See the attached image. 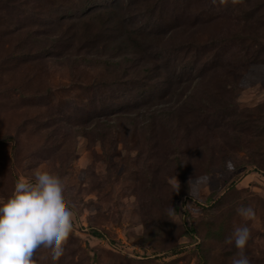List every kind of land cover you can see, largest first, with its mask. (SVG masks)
I'll use <instances>...</instances> for the list:
<instances>
[{
    "label": "rangeland",
    "instance_id": "374dc122",
    "mask_svg": "<svg viewBox=\"0 0 264 264\" xmlns=\"http://www.w3.org/2000/svg\"><path fill=\"white\" fill-rule=\"evenodd\" d=\"M115 3L134 53L80 34ZM37 167L73 215L34 264H231L242 224L264 264V0H0V198Z\"/></svg>",
    "mask_w": 264,
    "mask_h": 264
},
{
    "label": "clouds",
    "instance_id": "9594fccd",
    "mask_svg": "<svg viewBox=\"0 0 264 264\" xmlns=\"http://www.w3.org/2000/svg\"><path fill=\"white\" fill-rule=\"evenodd\" d=\"M236 212L245 219L255 214L250 205H241ZM165 214L171 217L173 208ZM72 215L58 175L37 167L31 177L18 176L10 193L0 198V264H34L32 257L38 248L55 261L72 228ZM249 238L247 224L233 227L225 237V243L237 249L231 264H251L244 251Z\"/></svg>",
    "mask_w": 264,
    "mask_h": 264
},
{
    "label": "trees",
    "instance_id": "16d2710c",
    "mask_svg": "<svg viewBox=\"0 0 264 264\" xmlns=\"http://www.w3.org/2000/svg\"><path fill=\"white\" fill-rule=\"evenodd\" d=\"M120 4H112L107 5L104 8H99L94 11L89 12L88 14H85V17L77 18L81 21H83V28L80 30V34L84 35L87 40L88 33L92 35L91 39L89 38V45L87 47H90L91 49H95L97 51L100 50V48H112L115 51H129L127 53H134L136 50H138V47L148 45V42H144L141 38L140 31L138 27H135V25L129 23L127 19L124 17V15H119L120 10L119 7ZM117 20L119 22L118 26L113 25V31L107 32L105 31L103 33V36L105 33H108V40L99 39L95 32H90V27L92 23H95L99 21L100 23V29L105 30L107 29L108 25H111L112 21ZM73 63H76L73 61ZM98 235H100L99 232H96Z\"/></svg>",
    "mask_w": 264,
    "mask_h": 264
}]
</instances>
